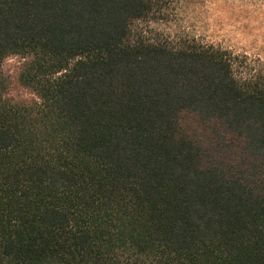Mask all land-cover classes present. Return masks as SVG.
Masks as SVG:
<instances>
[{"label":"trees","instance_id":"1","mask_svg":"<svg viewBox=\"0 0 264 264\" xmlns=\"http://www.w3.org/2000/svg\"><path fill=\"white\" fill-rule=\"evenodd\" d=\"M152 7L0 0V264H264V62Z\"/></svg>","mask_w":264,"mask_h":264},{"label":"rangeland","instance_id":"2","mask_svg":"<svg viewBox=\"0 0 264 264\" xmlns=\"http://www.w3.org/2000/svg\"><path fill=\"white\" fill-rule=\"evenodd\" d=\"M152 2L151 17L142 23L148 26L151 37L161 33L195 38L245 55L252 62H264V0ZM27 61L20 54L8 55L2 61L0 83L4 96L27 99L33 94L18 79Z\"/></svg>","mask_w":264,"mask_h":264}]
</instances>
